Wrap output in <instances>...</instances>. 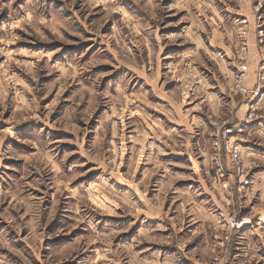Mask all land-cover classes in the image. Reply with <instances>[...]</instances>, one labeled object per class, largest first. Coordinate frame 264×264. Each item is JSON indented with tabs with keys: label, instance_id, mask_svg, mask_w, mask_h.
Listing matches in <instances>:
<instances>
[{
	"label": "rangeland",
	"instance_id": "1",
	"mask_svg": "<svg viewBox=\"0 0 264 264\" xmlns=\"http://www.w3.org/2000/svg\"><path fill=\"white\" fill-rule=\"evenodd\" d=\"M258 53L264 0H0V264H264V190L209 136Z\"/></svg>",
	"mask_w": 264,
	"mask_h": 264
},
{
	"label": "built area",
	"instance_id": "2",
	"mask_svg": "<svg viewBox=\"0 0 264 264\" xmlns=\"http://www.w3.org/2000/svg\"><path fill=\"white\" fill-rule=\"evenodd\" d=\"M247 71L248 64L241 61L231 71L233 92L246 99V115L239 121H234L230 118L231 120L225 119L221 122H215L213 125L216 126V130L210 132L209 136L212 137V146L215 151L214 159L216 161L217 174L222 177L229 176L235 178L239 184V188L247 190L246 193L248 194L251 190L252 176L241 159L239 146L245 139V133L264 124V101H261L264 96V61L259 65L254 85L251 88L245 85ZM237 137H240V139ZM221 154H225L231 163V174H227L221 165ZM248 224H251V218L246 214L241 216L237 221L232 220L229 226L230 228H241ZM224 239L228 240L229 235L226 234Z\"/></svg>",
	"mask_w": 264,
	"mask_h": 264
},
{
	"label": "crops",
	"instance_id": "3",
	"mask_svg": "<svg viewBox=\"0 0 264 264\" xmlns=\"http://www.w3.org/2000/svg\"><path fill=\"white\" fill-rule=\"evenodd\" d=\"M259 57H258V60L257 61H254L252 62L251 65H249V69L247 71V74H246V78H245V85L249 88L253 87L254 85V82H255V77H256V74H257V69H258V66L259 64L264 61V54L262 53H258ZM230 63V64H229ZM226 67L227 66H230L231 65V62H227L226 64ZM233 67V66H232ZM232 71V69H230ZM264 100V96L262 97L261 101ZM246 108H247V104H245ZM240 109H242V105L240 106ZM253 133H257V134H263L264 133V124H261L260 126H257L255 127L253 130L249 131L248 134L246 135V141L245 143H249V137L252 136ZM250 135V136H249ZM245 150H247V155L249 158H244L242 157V161H244L245 163L247 161H251L252 158H258V156L255 154L256 150L251 147V146H247L245 148ZM249 159V160H248ZM264 159V158H263ZM254 162V161H253ZM252 188H255L256 191L257 189L259 190V192L262 190H264V172L263 171H256L255 173H253V176H252Z\"/></svg>",
	"mask_w": 264,
	"mask_h": 264
}]
</instances>
